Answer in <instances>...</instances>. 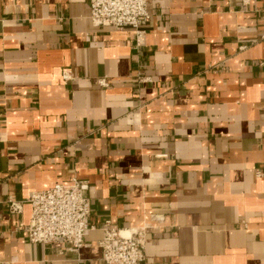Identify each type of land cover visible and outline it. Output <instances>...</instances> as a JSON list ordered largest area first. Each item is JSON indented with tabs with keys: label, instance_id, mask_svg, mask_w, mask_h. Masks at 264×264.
Instances as JSON below:
<instances>
[{
	"label": "crops",
	"instance_id": "crops-1",
	"mask_svg": "<svg viewBox=\"0 0 264 264\" xmlns=\"http://www.w3.org/2000/svg\"><path fill=\"white\" fill-rule=\"evenodd\" d=\"M262 8L148 0L137 47L89 0H0V264H104L107 220L148 227L143 264H264ZM74 175L85 245L32 242L31 192Z\"/></svg>",
	"mask_w": 264,
	"mask_h": 264
},
{
	"label": "built area",
	"instance_id": "built-area-1",
	"mask_svg": "<svg viewBox=\"0 0 264 264\" xmlns=\"http://www.w3.org/2000/svg\"><path fill=\"white\" fill-rule=\"evenodd\" d=\"M244 1L248 3L250 0ZM89 3L90 18L94 25L132 28L136 46L145 44V25L151 19L147 9L148 0H89ZM261 14L264 24V8ZM261 39L264 40V32ZM260 63L264 65V60ZM63 77L68 80L72 74L65 70ZM89 189L90 182L87 179L74 175L69 182H56L47 189L32 191L28 198L32 205L31 220L26 227L29 239L43 244L63 240L69 250H80L85 245L86 236L95 228L91 223ZM10 201L13 212L22 211V203L12 199ZM103 229L99 246L104 264H143L147 226L129 230L107 220Z\"/></svg>",
	"mask_w": 264,
	"mask_h": 264
}]
</instances>
